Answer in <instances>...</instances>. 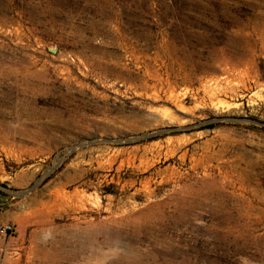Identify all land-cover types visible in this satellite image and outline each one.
<instances>
[{
  "label": "rangeland",
  "instance_id": "obj_1",
  "mask_svg": "<svg viewBox=\"0 0 264 264\" xmlns=\"http://www.w3.org/2000/svg\"><path fill=\"white\" fill-rule=\"evenodd\" d=\"M0 264H264V0H0Z\"/></svg>",
  "mask_w": 264,
  "mask_h": 264
},
{
  "label": "built area",
  "instance_id": "obj_2",
  "mask_svg": "<svg viewBox=\"0 0 264 264\" xmlns=\"http://www.w3.org/2000/svg\"><path fill=\"white\" fill-rule=\"evenodd\" d=\"M14 227L11 224L0 225V236L5 237L13 231Z\"/></svg>",
  "mask_w": 264,
  "mask_h": 264
}]
</instances>
